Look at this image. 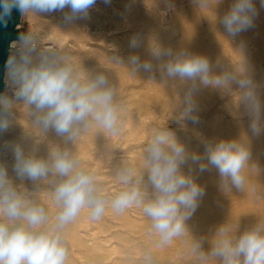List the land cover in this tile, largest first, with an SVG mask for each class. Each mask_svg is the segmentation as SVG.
<instances>
[{"label": "clouds", "instance_id": "obj_1", "mask_svg": "<svg viewBox=\"0 0 264 264\" xmlns=\"http://www.w3.org/2000/svg\"><path fill=\"white\" fill-rule=\"evenodd\" d=\"M95 3L96 0H0L3 9L0 18L10 16L13 8L29 17L59 11L70 24L87 18ZM207 3L208 0H201L202 7ZM260 3L264 7V0ZM257 15L254 0H233L219 22L228 36L235 38L253 26ZM39 44L38 33L29 31L20 37L18 55L9 57L7 69L15 100L0 95V133L10 127L9 117L16 101H22L44 131L54 130L74 144L93 127L112 136L121 134L117 88L108 77L103 72L87 73L71 56L52 46L39 48ZM130 47H137L135 37ZM152 56L170 58L161 65L168 77L192 82V89L184 98L186 107L181 118L198 120L194 99L197 83L219 90H231L235 84L251 117V131L257 135L262 131L261 100L244 61L232 71L214 72L207 57L187 51L173 52L154 46ZM128 63L132 73L140 69L151 71L153 67L149 61L142 62L138 55L129 57ZM12 151L16 176L50 183L48 191L57 211L50 218L45 204L19 191L7 167L0 164V264H66V226L85 209L93 219H99L108 206L116 212L132 206L141 208L159 244L168 245L177 238H185L194 264H264V220L239 235L231 223L219 225L209 238L208 250L203 247L204 238L192 235L186 224L205 194L195 178L183 172L182 166L188 160L199 164L201 172L208 165L216 168L225 188L234 187L261 199L262 194L246 174L250 151L244 142L220 140L206 144L204 163L199 154L189 153L171 130L154 129L144 147L142 171L123 162L114 176L121 187L112 194L101 187L96 173L75 152L54 147L44 159L26 155L20 144L13 145ZM143 171L147 172L151 193L143 182ZM142 261L154 264L151 249L144 252Z\"/></svg>", "mask_w": 264, "mask_h": 264}, {"label": "rangeland", "instance_id": "obj_2", "mask_svg": "<svg viewBox=\"0 0 264 264\" xmlns=\"http://www.w3.org/2000/svg\"><path fill=\"white\" fill-rule=\"evenodd\" d=\"M142 1L143 0H124V1L123 0H110V2L106 3L105 0H96V3L93 5V7L89 11V15L87 16V18L82 19L84 24L79 27V30L81 32V40L83 43H77L76 38L73 37L71 33V29H70L74 27V24L66 23L64 21V18L59 13V11L52 12V13H46L42 15L37 14L34 17H29V16L22 14L21 22L19 23L17 28L20 31V37L22 35L27 34L29 31H32V30L36 31L40 37V44L38 45L39 48H43L47 46H52L54 48H57L64 54L71 56L73 60L76 61V63L80 66V68L83 71L87 73H91V74L103 72L108 77V79H109V75L107 72H113V73L115 72L116 74H118L119 71L123 70L121 68L122 63L127 64L129 61V57L133 55H138L142 62L147 58L146 54L142 58V55L137 53V48L139 46L135 48L130 47V41L132 40L133 37L136 38L137 43H139L140 46L141 45L146 46L147 52L149 54L148 55L149 59L153 58L152 48L154 46H160L161 48L165 50L170 49L173 52H178V50L179 51L183 50V51L192 53L194 55L196 54V55L205 56L208 59L213 58L217 61V64L218 62L222 63L221 61L223 58H226V59L233 58L231 54V50H233V48L231 46L239 43L241 39L245 40L246 41L244 45L245 48L242 49L244 50L242 54L245 57L244 60H245L246 67L249 68L250 74L254 82L257 85V94L262 104L261 124L262 123L264 124L263 122L264 120V62H263L264 61L263 59L264 58V7L261 6L260 0H254L255 6L258 11V15L254 18L253 26L247 31L236 36L234 39L230 36H226L228 34L225 32L223 25L220 22H218L222 18L223 14L229 9L233 0L231 1L229 0V2L225 0H222V1L221 0H208L206 7L201 6V0H156V1L155 0H144L143 2ZM146 1L149 2V4L148 2L146 3L147 6L145 4ZM126 4L127 5L135 4L136 6H138L139 13L137 14V18L138 20H140L139 18H141L140 21L147 22L148 30L146 33L143 31L142 32L139 31L140 33L135 32L131 34V32H129L125 28L122 29L123 32L122 30H119V31L115 29L110 30V27H108V25L112 24L113 21H117L121 23L126 21L125 20V15H127L125 14L126 6H127ZM179 4H181L180 7H179ZM152 6H153V9H151ZM149 7L151 10H149ZM223 7L225 9H223ZM155 9H157L158 11ZM159 9L161 11H159ZM146 11L147 12L149 11V13H147ZM157 13L158 14L161 13V15L165 18V20H167L166 22L168 23H166V25L161 24ZM57 14L58 15L60 14V15L57 16ZM156 15L158 16V18ZM188 20H190L189 23L191 24L188 23ZM185 21L188 23V26L191 27V29L190 30L188 29V30L191 31L193 34V37H192V40L194 42L193 46L194 47L199 46V47L196 49H190L189 47H180L177 51H174L172 48L175 47L176 44L181 43L183 41L185 37L184 35L189 34V31L184 29V27L187 26L186 25L187 23L185 24ZM52 25L53 27L59 25L61 28L64 29L65 41H63L59 47H55L54 44L52 43L53 41L49 42L50 41L49 39L53 40V38L51 37L53 36L51 33V29L53 28ZM88 27L89 28L93 27V28H91L90 29L91 31H90ZM203 28L204 30H202ZM99 29L102 31H100ZM163 29L164 30L166 29V31H164ZM142 30H145V28H142ZM168 31H169V34H168ZM104 33H106V35ZM162 33H164L163 34L164 36L166 35L165 38L162 37L163 36ZM101 34L103 36H100ZM206 34L208 36H205ZM20 37L18 40H15L12 42L9 57L13 55H18L20 51ZM161 39L163 40V42H160ZM67 42L68 44H66ZM160 43H163V45L161 46ZM71 47L72 48L74 47V48L72 49ZM65 48L66 49L68 48V49L65 50ZM74 50L76 53H74ZM225 56H228V57H225ZM9 57H8V60H9ZM86 58H88L91 61H89ZM168 59L170 58L166 56L161 57L158 62L161 61L160 63L162 65ZM77 60L78 61L85 60L86 62L81 61L79 63ZM234 63L236 62L233 61L232 64L236 65ZM128 66L130 67L129 64ZM155 68L156 67L154 66L152 67L151 71H148L149 76L151 80H154L158 83L163 84L165 82L163 84L165 88L164 89L162 88L163 91H165L163 96L154 95V93L151 92L152 88L146 86V84H144L142 81H138L136 78V72L132 73L130 69H129L130 79L127 81V83L123 84L122 86L116 85L117 83H114L111 79H109V81L117 88V93H118L117 99L120 104L121 120L123 123V131L121 134L116 135V136H112L109 134L110 135L109 136L108 133L102 132L101 130H98V129L96 132H94L92 128L88 129L87 131L83 133V135L85 136L86 142L93 141L94 139H99L100 143H99V146L97 147V151L95 150L96 146L90 147L92 151L91 157L84 158L81 155L80 156L78 155V156L81 158L82 163L84 162L83 164L87 168L93 170L96 173L98 180L100 182V185L102 184L101 187L109 194L115 193L121 187L119 183L116 181L114 176H115L116 169L120 167L123 162L129 163L132 166H134L137 170L142 171V168H143V158L142 157L144 156V147L146 146L148 140L150 139L154 129L162 127V128H167L171 130L180 142L185 141V140L189 141L193 150L197 151V153L201 157L202 155H204V153H206L205 151L206 144L216 143L220 141V139H222L219 137H221L220 135H223V132L221 134V131L219 130V128L215 129L214 126L212 127V124L214 122L221 120L223 124L222 128L229 129L234 134L235 139H238L240 137V135H236L237 130L239 131V133H241L242 132L241 130H244V128L249 127L250 129L251 117L249 116L244 104L242 102L238 104V101H240L238 100L239 97L237 98V96L239 95V90L236 85L235 87L234 85H232L231 90H224L222 92L224 94L223 95L222 93L218 92V89H213L210 87L202 88V86L197 83V88L194 92V99L197 102V109H196L195 115L198 116V120L193 123L191 119L181 118V113L184 111V108L186 107L184 103V98L187 94L186 92H189L192 89V82L191 81H181L178 78H170L166 75V73L162 69L160 72H156ZM7 74H8V69L6 65L5 76H4L5 86H4V90L1 95H7L15 99L13 95L14 89L11 85L9 75ZM236 93L238 94L236 95ZM147 97L152 99V102L149 105L146 101ZM22 103H23L22 101H16V105H15L16 109L15 108L12 109L11 115L9 117L12 122L11 123L12 126H10L9 128L12 131L7 129L3 133H0V157L4 158L8 162L10 161L8 164L5 160L0 158V161H1L0 164H3L7 167L9 176L13 178V180H15L14 183L17 186L19 191H22L28 194V188L30 186H37V185L41 186V184L42 186H44V188H48L50 190L52 185L48 182H44V181L33 182L31 180L29 181V179L27 178H24L25 180L24 179L19 180V178H17L16 176V173L12 169L15 163V158H14V154L12 151L13 145L21 143L20 145L23 147L25 154L27 155L31 154L30 151L26 150V144L22 143L19 137L16 139L17 127L15 125H17V123L22 121L23 119L25 120L30 119L29 113L26 112L27 111L26 107ZM17 112L21 113L22 115L18 114ZM26 116H27V119H26ZM39 128L43 130L41 127ZM228 132L229 131H226V135L228 134ZM57 136L64 141L66 146L68 147L75 146L74 143L67 141L65 137H61L59 135ZM207 136H211V137L206 138ZM252 137H253V134H252ZM259 137L262 139L261 141H258L260 140ZM259 137L256 136L253 138V140L256 138L255 141L257 140L258 143L262 142L260 145H263L261 147L264 148V144H263L264 136L260 134ZM10 140H12L13 142L10 143ZM38 141L39 139L34 141V143L37 145V149L40 150V152H43L44 159L48 158L52 150L51 145L49 144V140L45 138L43 140L44 141L43 144L38 143ZM41 146H42V149H41ZM255 155L256 154L253 152L251 153L250 157L255 158ZM7 159H10V160H7ZM182 170L184 171L185 174H189L193 177H194V174L196 175L198 174L197 176L199 177H202L204 175V171L201 172L199 169V164H194L191 160H188L182 166ZM259 171H261L262 173L264 169L263 170L259 169ZM12 176H15V179ZM143 182L145 186L147 187L149 193H151L152 191L151 186L150 184H147L148 181H147L146 171H143ZM27 184L28 186L30 184V186L28 187ZM24 188L27 189V191ZM261 198H263V196H261ZM201 200L202 199L200 198L199 201ZM42 202L45 204V206H47L46 208L49 210L50 218L54 216V214H56L57 208L52 201L51 195H50V199H47ZM212 204L216 205L217 203L213 202ZM204 208L205 207H203L202 205L200 206V204L198 203V207L195 209L194 214L191 216V218L188 221H186L188 228L196 224L197 218L195 214L196 212L198 214L202 213L201 210H204ZM252 209L253 208L247 209L248 210L247 218H249L248 221L249 220L253 221V219H255V217L258 214L255 211V209L254 210ZM125 211L116 212L110 206H108L104 214L99 219H93L90 216V214H88L89 212L86 209L85 211L82 210L80 214L75 218L74 222L77 224L76 228H74L73 226L69 224L66 226L64 230V236H65L67 247H68V255L70 254L67 258L66 264H99V263L100 264H143L142 257H143L144 252L147 251L148 249H151L153 253L154 264H160V263L161 264H166V263L167 264H181V263L182 264H193L194 263L193 257L189 251L188 245L184 244L185 238H177L173 240L170 244L161 246L159 244L158 236L150 232V221L143 214L141 208L132 206V207L127 208ZM84 214H87L86 215L87 223H85V225H83L82 223V216ZM247 226L248 228H250L253 225L252 224L251 225L239 224L237 225V227L239 228L235 227L236 232L238 231L240 232L241 230L240 233H242L243 231L248 229V228H245ZM197 231L198 232L190 231V233L193 234L195 237H199L201 235V231L200 230H197ZM72 236H74L73 239H71ZM77 237H79V239H81L82 241L79 240ZM76 246H78L79 249ZM203 246L205 250L208 249V247H205V245ZM159 247L162 249H159ZM159 253H161V255H159ZM168 253L169 255L166 256V254ZM156 255H159V256H156ZM96 256H98V258H96ZM164 256L166 257L164 258ZM90 257H92V259ZM167 259L168 260L170 259L169 262Z\"/></svg>", "mask_w": 264, "mask_h": 264}, {"label": "bare ground", "instance_id": "obj_3", "mask_svg": "<svg viewBox=\"0 0 264 264\" xmlns=\"http://www.w3.org/2000/svg\"><path fill=\"white\" fill-rule=\"evenodd\" d=\"M124 1V0H123ZM144 1V0H143ZM142 1V2H143ZM156 1V0H155ZM222 1V0H221ZM225 1H228L229 0H225ZM231 1V0H230ZM129 2V1H128ZM148 1L145 2V4L147 3ZM164 2V1H162ZM152 3V2H151ZM166 3V2H165ZM169 3V2H168ZM193 3V2H191ZM119 4V3H118ZM125 4V3H124ZM149 4V2H148ZM154 4V3H153ZM157 4V2H156ZM162 4V3H161ZM172 4V3H171ZM176 4V3H175ZM184 4V3H183ZM222 4V3H220ZM224 4V3H223ZM227 4V3H225ZM127 5V4H126ZM159 5V4H158ZM165 5V4H164ZM209 5V4H208ZM143 6V5H142ZM147 6V4H146ZM157 6V5H155ZM181 6V4H179V7ZM220 6V5H219ZM224 6V5H223ZM95 7V6H94ZM140 7V6H139ZM162 7V6H161ZM164 7V6H163ZM229 7V6H228ZM148 8V7H147ZM192 8V7H191ZM261 8V7H260ZM120 9V8H119ZM123 9V8H122ZM143 9V8H142ZM141 9V10H142ZM153 9V6L152 8ZM150 7H149V10H151ZM183 9V8H182ZM222 9V8H221ZM223 9H225L223 7ZM121 10V9H120ZM148 10V9H147ZM157 10V9H155ZM178 10V9H177ZM65 11H67V9H65ZM158 11V10H157ZM159 11H161L159 9ZM163 11V10H162ZM215 11V10H214ZM223 11V10H222ZM110 12V11H108ZM113 12V11H112ZM147 12V11H146ZM177 12V11H176ZM199 12V11H198ZM212 12V11H211ZM61 14V16L64 18V13L62 12H59ZM117 13V12H116ZM139 13V8L138 6H136L135 4H130V5H127L126 6V10H125V20L124 22H117V21H113L112 24L108 25V27H110V30L111 29H115V30H122V29H127L129 32H131V34L137 32V33H140L139 31H143V32H147L148 30V25H147V22L145 21H140L141 18H139L140 20H138L137 18V14ZM149 13V11L147 12ZM175 13V12H174ZM217 13V11H216ZM261 13V12H260ZM59 14V15H60ZM141 14V12H140ZM145 14V13H144ZM158 14V13H157ZM187 14V13H186ZM185 14V15H186ZM191 14V12H190ZM219 14V13H218ZM217 14V16H218ZM42 15V14H41ZM57 14V16H59ZM114 15V14H113ZM146 15V14H145ZM178 15V14H176ZM224 15V14H223ZM142 16V15H141ZM155 16V15H154ZM157 16V15H156ZM159 16V19H160V22L162 25H166V22L167 20H165V18L161 15V13L158 14ZM157 16V18H158ZM188 16V15H187ZM193 16V15H192ZM209 16V15H208ZM54 17V16H53ZM140 17V16H139ZM173 17V16H172ZM42 18V17H41ZM51 18V17H50ZM144 18V17H143ZM175 18V17H174ZM182 18V17H181ZM196 18V17H195ZM49 19V18H48ZM158 19V20H159ZM212 19V18H211ZM52 20V19H51ZM56 20V19H54ZM124 20V19H123ZM148 20V19H147ZM182 20V19H181ZM184 20V18H183ZM122 21V20H121ZM190 20H188V23H189ZM46 22V21H45ZM50 22V21H49ZM48 22V24H49ZM151 22V21H150ZM219 22V21H218ZM51 23V22H50ZM74 24V27L70 28L71 29V33L73 35V37L76 38V41L77 43H83L82 40H81V32L79 30V27L81 25L84 24V22L82 21V19H77L75 21L72 22ZM157 23V22H155ZM187 22L185 21V24ZM188 23L186 24L187 26L184 27L185 30L189 31L191 29L190 26H188ZM160 24V23H159ZM183 24V22H182ZM191 24V23H189ZM198 24V23H197ZM215 24V23H214ZM72 25V24H71ZM203 25V24H202ZM259 25V24H258ZM65 26V25H64ZM73 26V25H72ZM107 26V25H106ZM150 26V25H149ZM171 26V25H170ZM53 27V25H52ZM70 27V26H69ZM157 27V26H156ZM161 27V26H160ZM164 27V26H163ZM167 27V26H165ZM214 27V26H213ZM217 27V26H216ZM215 27V28H216ZM89 28V27H88ZM93 28V27H91ZM89 28V30L91 29ZM98 28V26H97ZM142 28H145V30H142ZM159 28V27H158ZM162 28V27H161ZM179 28V27H178ZM177 28V29H178ZM212 28V27H211ZM176 29V30H177ZM189 29V30H188ZM47 30V29H46ZM69 30V29H67ZM88 30V29H87ZM95 30V29H94ZM100 30V29H99ZM161 30V29H160ZM159 30V31H160ZM164 30V29H163ZM204 30V28L202 29ZM211 30V29H210ZM209 30V31H210ZM258 30V29H257ZM91 31V30H90ZM102 31V30H100ZM126 31V30H125ZM158 31V30H157ZM166 31V29L164 30ZM200 31V30H199ZM48 32V31H47ZM94 32V31H93ZM123 32V30H122ZM121 32V33H122ZM149 32V31H148ZM176 32V31H175ZM198 32V31H197ZM213 32V31H212ZM51 33L53 36H51L53 38V40L49 39L50 41L49 42H52L54 44L55 47H59L60 44L65 41V35H64V29L61 28L59 25L53 27L51 29ZM50 33V34H51ZM98 33V32H97ZM96 33V35H97ZM102 33V32H101ZM153 33V32H151ZM94 34V33H93ZM106 35V33H104ZM127 34V33H126ZM160 34V33H159ZM164 33H162L163 35ZM168 34H169V31H168ZM181 34V33H180ZM197 34V33H196ZM208 34V33H207ZM205 35V36H208V35ZM49 35V34H48ZM90 35V34H89ZM112 35V34H111ZM120 35V34H119ZM123 35V34H122ZM202 35V34H201ZM248 35V34H247ZM261 35V34H260ZM91 36V35H90ZM99 36V35H98ZM100 36H103L102 34ZM114 36V35H113ZM166 36V35H165ZM165 36L163 35L162 37L165 38ZM184 39L181 43H178L175 45V47H173L172 49L174 51H177L180 47H189L190 49H196L198 47H194V42L192 40V37H193V34L191 31H189V34H186L184 35ZM215 36V35H214ZM213 36V37H214ZM228 36V35H226ZM50 37V38H51ZM64 38V39H63ZM122 38V36H121ZM162 38V39H163ZM196 38V36H195ZM160 40V42H163V40ZM215 39V38H214ZM234 39V38H233ZM70 40V39H69ZM74 40V39H73ZM116 40V39H115ZM239 40V39H238ZM68 41V40H67ZM75 42V41H74ZM148 42V41H147ZM153 42V41H152ZM236 42V41H234ZM72 43V42H71ZM246 41L245 40H240L239 43H237L236 45H232L231 47L233 48V50H231V54H232V57L231 59L229 58H223L222 59V63L218 62L217 64V61L213 58L209 59L211 65H212V68H213V71L214 72H221V71H232L238 67L241 66V61H244L245 63V57L243 56L242 52L244 50H242L245 45ZM68 44V42L66 43ZM92 44V43H91ZM214 44V43H213ZM216 44V43H215ZM261 44V43H260ZM50 45V44H49ZM65 45V44H64ZM90 45V44H89ZM160 45L162 46L163 43H160ZM170 45V44H169ZM222 45V44H221ZM63 46V45H62ZM137 46H139L137 48V53H139L140 55H142V58L144 57V55L146 54L147 55V58L144 60V61H149L151 62L152 66L156 67L155 68V71L156 72H160L161 71V61H159V59H156V58H151L149 59L148 57V52H147V49H146V46L144 45H141L139 43H137ZM202 46V45H201ZM72 48V47H71ZM74 48V47H73ZM72 48V49H73ZM97 48V47H96ZM99 48V46H98ZM166 48V47H165ZM175 48V49H174ZM201 48V47H200ZM63 49V48H62ZM68 49V48H67ZM65 48V50H67ZM119 49V48H118ZM220 49V48H219ZM101 50V49H100ZM250 50V49H249ZM86 51V50H85ZM88 51V50H87ZM91 51V50H90ZM96 51V50H95ZM102 51V50H101ZM179 51V50H178ZM210 52V51H209ZM251 52V51H250ZM258 52V51H257ZM262 52V51H261ZM70 53V52H69ZM73 53V52H72ZM74 53L75 50H74ZM81 53V52H80ZM89 53V52H88ZM197 53V52H196ZM224 53V52H223ZM230 53V52H229ZM87 54V53H85ZM91 54V52H90ZM198 54V53H197ZM247 54V52H246ZM255 54V53H254ZM72 55V54H71ZM75 55V54H73ZM78 55V54H77ZM82 55V54H81ZM80 55V56H81ZM84 55V54H83ZM196 55V54H195ZM252 55V54H251ZM97 56V55H96ZM95 56V57H96ZM79 57V56H77ZM225 57H228V56H225ZM97 58V57H96ZM260 58V57H259ZM78 59V58H77ZM88 59V58H86ZM90 59V57H89ZM88 59V60H89ZM93 59V58H92ZM248 59V58H247ZM264 59V58H263ZM79 60V59H78ZM77 60V61H78ZM256 60V59H255ZM75 61V60H74ZM82 60L78 61L79 63L81 62ZM85 61V60H84ZM82 61V62H84ZM91 61V60H89ZM165 61V60H164ZM236 64V65H233L232 63ZM258 61V60H257ZM76 62V61H75ZM86 62V61H85ZM249 62V61H247ZM264 62V61H263ZM82 64V63H81ZM91 64V63H90ZM129 63L127 64H124L122 63V69L121 71H119L118 74H116L115 72H107L108 75H109V79H111L114 83H117L116 85H123L125 83H127V81L130 79V74H129V69L130 67L128 66ZM246 66V64H245ZM95 67V66H94ZM217 70V71H216ZM98 71V70H97ZM113 73V74H112ZM8 75V74H7ZM5 76V75H4ZM136 78L138 81H142L144 84H146V86L152 88V91L154 93V95L156 96H163L165 91H163V89L165 88L163 86V84L165 83H158L154 80H151L150 79V76H149V72L148 71H144L143 69H140L136 72ZM259 78V77H258ZM7 79V78H6ZM5 79V80H6ZM157 79V78H156ZM179 82V81H177ZM8 84V83H7ZM234 87H235V84H233ZM237 86V85H236ZM233 87V88H234ZM163 88V89H162ZM172 88V87H171ZM170 88V89H171ZM201 88V87H200ZM203 88V86H202ZM205 88V87H204ZM167 89V88H166ZM235 90V89H234ZM176 91V90H175ZM178 91V90H177ZM224 90H219L218 89V92L219 93H222ZM230 92V91H229ZM188 93V92H186ZM198 93V92H197ZM223 94V93H222ZM238 93H236L237 95ZM224 95V94H223ZM173 96V95H172ZM228 96V95H227ZM262 96V95H261ZM239 97V95L237 96V98ZM212 98V97H211ZM228 99V98H227ZM230 99V98H229ZM15 100V99H14ZM233 100V99H232ZM240 100V99H238ZM147 103L148 105L152 102V99L151 98H148L147 97ZM241 101H238V104L240 103ZM19 104V103H18ZM17 104V105H18ZM23 104V103H22ZM24 105V104H23ZM21 106V104H20ZM25 106V105H24ZM18 107V106H17ZM15 108V107H14ZM20 108V107H19ZM238 108V107H237ZM16 109V108H15ZM26 112L29 113L28 109L26 108ZM233 110V109H232ZM17 111V110H16ZM19 111V110H18ZM237 111V110H236ZM25 112V111H24ZM243 112V111H242ZM18 113V112H17ZM23 113V112H22ZM124 113V112H123ZM20 115H22L21 113H18ZM156 114V113H155ZM25 115V114H24ZM27 115V114H26ZM246 115V114H245ZM30 119L29 120H25L23 119L22 121L18 122L17 125H15L17 127V131H16V139L19 137L20 141H22V143L26 144V150L27 151H30L31 154L39 157V158H43L44 157V154L43 152H40V150L37 149V145L34 143L35 140H38V143H42L43 144V140L45 138H47L49 140V144L51 145V148L53 149L54 147H60L61 149H67L69 151H72V152H75L77 155H81L82 157L84 158H89L92 156V151L90 149L91 146H96L95 147V150L97 151V147L99 146V143H100V140L99 139H94L93 141H90V142H86L85 140V136L82 134L81 137L75 142V146L74 147H68L66 146V144L64 143V141L59 138L56 134V132L54 130H51L49 129L48 132L44 131V130H41L35 122H34V118L32 116H30ZM23 118V117H22ZM21 118V119H22ZM234 118V117H233ZM10 119V118H9ZM20 119V118H19ZM26 119H27V116H26ZM240 119V118H239ZM262 119V118H261ZM224 121V120H223ZM236 121V120H235ZM245 121V120H244ZM229 122V121H228ZM231 122V121H230ZM243 122V121H242ZM264 122V120H263ZM12 123V122H11ZM194 123V122H193ZM244 123V122H243ZM246 123V122H245ZM205 125V124H204ZM222 122L221 120H218L216 122H214L212 124V127L214 126L215 129L216 128H219V130L221 131V134L223 132V135H220L221 137L219 138H222L220 140H239L241 142H244L246 144V146L249 148V151H250V156H251V153H255V158L253 157H250L248 162H247V169H246V174L248 175L249 177V181L250 183H253L257 186V189L259 190V192L262 194L263 198L257 200L255 199L254 197L252 196H249L247 195L246 193L244 192H240L238 190H236L234 187H229V188H225L223 185H222V182H221V178L218 174V171L216 168H214L213 166L211 165H208L207 169L204 171V175L202 177H199L197 176L196 174H194V178L196 180V182L198 184H200L204 189H205V194L203 195V198H201L202 200L199 201V204L200 206L202 205L204 208V210H201L202 213L198 214L196 212L195 216L197 218V222L195 225L191 226L189 228V230L191 232H198L197 230H200L201 231V235L199 237H203L205 242L203 245H205V247H208V249L210 248V243H209V238L213 235V233L215 232L216 228L221 225V224H224V223H231L233 225V227H237V225L241 224H246V225H254L258 222H260L261 220H264V174L263 172L261 173V171H259V169H264V148L261 147L263 145H260L261 143H258L257 140L255 141V139L253 140L254 137L258 136L261 134L264 136V124L262 123L261 124V128H262V131L257 135V134H253V132L251 131V128L249 129L248 128H244V130H241L242 132L239 133V131L237 130L236 131V135H240V137L238 139H235V136L234 134L229 130V129H224L222 128ZM228 125V124H227ZM230 125V124H229ZM12 126V124L10 125ZM243 126V125H242ZM9 130H11L10 128H8ZM91 129V128H90ZM94 132L97 131V128L93 127L92 128ZM99 130V129H98ZM127 130V129H126ZM139 130V129H138ZM12 131V130H11ZM226 131H229L228 134L226 135ZM8 133V132H6ZM13 133V132H11ZM196 133V132H195ZM216 133V132H215ZM15 134V133H14ZM210 134V133H209ZM212 134V133H211ZM219 134V133H218ZM252 134H253V137H252ZM109 135V134H108ZM15 136V135H13ZM110 136V135H109ZM214 136V135H213ZM211 136H207L206 138H209ZM14 138V137H13ZM99 138V137H98ZM213 138V137H212ZM262 138V136H261ZM259 137L260 140L258 141H261V139ZM8 139V138H7ZM5 140V139H4ZM9 140V139H8ZM13 140V139H12ZM12 140H10V143L13 142ZM16 141V140H15ZM111 142V141H110ZM9 143V142H8ZM46 143V142H45ZM182 143L186 146V149L188 150L189 153H197V151L193 150L191 144L189 143V141L185 140V141H182ZM7 144V143H6ZM21 144V143H20ZM264 144V143H263ZM9 145V144H8ZM11 145V144H10ZM112 145V144H111ZM25 148V147H24ZM47 148V146H46ZM49 148V147H48ZM201 148V147H200ZM41 149H42V146H41ZM8 150V149H7ZM48 151V150H47ZM7 152V151H6ZM4 153V152H3ZM49 154V153H48ZM104 154V153H103ZM198 154V153H197ZM13 155V154H12ZM27 155V154H26ZM47 155V154H46ZM5 156V155H4ZM8 156V155H7ZM6 156V157H7ZM10 156V155H9ZM48 156V155H47ZM109 156V155H108ZM253 156V155H252ZM1 158V157H0ZM143 158V157H142ZM3 160H5L4 158H1ZM47 159V158H46ZM7 160H10V159H7ZM132 160V159H131ZM6 161V160H5ZM4 161V162H5ZM1 162V161H0ZM3 162V161H2ZM8 164L9 162L6 161ZM201 162H204L206 163V153H204V155H202L201 157ZM84 163V162H83ZM7 165V164H6ZM190 165V164H189ZM13 166V165H12ZM185 168V167H184ZM11 169V168H10ZM13 169V168H12ZM193 169V168H192ZM11 171V170H10ZM184 172V171H183ZM199 173V171H198ZM191 174V173H190ZM193 174V173H192ZM201 174V173H200ZM14 175V174H13ZM99 176V175H98ZM14 177L15 179V176H12ZM18 178V177H17ZM13 179V178H12ZM20 180V178H19ZM25 180V179H24ZM15 181V180H13ZM18 181V180H16ZM30 181V180H29ZM18 183V182H16ZM22 183V182H21ZM28 183V182H27ZM41 184V183H40ZM148 184V183H147ZM26 186V185H25ZM28 186V184H27ZM30 186V184H29ZM28 186V187H29ZM102 186V184H101ZM25 189V188H24ZM27 191V189H25ZM49 189L48 188H44V186H30L28 188V195L31 197V198H36L38 199L39 201H45L47 199H50V194H49ZM217 203L216 205H213L212 203ZM212 205H211V204ZM52 206V205H51ZM47 207V206H46ZM50 208V207H48ZM249 208H253L252 210L255 209V211L258 213L257 216L255 217V219H253V221H248L249 218H247V209ZM52 209V208H51ZM50 209V210H51ZM259 209V211H258ZM85 211V210H84ZM129 211V210H128ZM52 212V211H51ZM126 212V211H125ZM200 212V211H199ZM255 213V212H254ZM53 214V213H52ZM51 214V216H52ZM89 214V213H88ZM55 215V214H54ZM87 214H84L82 216V223L83 225H85V223H87V217H86ZM126 215V214H125ZM128 218V217H127ZM131 218V217H130ZM79 219V218H78ZM75 221V220H74ZM72 222L70 223L71 226H73L74 228H76V223L75 222ZM106 223V222H105ZM102 224V223H101ZM129 224V222H128ZM133 225V224H131ZM188 226V225H187ZM243 227V226H242ZM250 227V226H249ZM239 228V227H237ZM241 228V227H240ZM245 228H248L245 227ZM144 229V228H143ZM96 230V229H95ZM139 230V229H138ZM133 231V230H132ZM243 231V230H242ZM81 232V231H79ZM241 232V230H240ZM240 232H236L237 235L240 234ZM142 233V232H141ZM80 234V233H78ZM76 234V235H78ZM129 234V233H128ZM197 234V233H196ZM71 235V234H70ZM193 235V234H192ZM80 236V235H79ZM74 236L71 237V239H73ZM81 237V236H80ZM155 237V236H154ZM79 239V237H77ZM132 239V238H131ZM130 239V240H131ZM81 240V239H79ZM68 241V240H67ZM82 241V240H81ZM185 241V240H184ZM184 243V242H183ZM82 244V243H81ZM149 244V243H148ZM186 244V243H184ZM207 244V245H206ZM173 245V244H172ZM79 246V245H78ZM76 246V247H78ZM177 246V245H176ZM187 246V245H186ZM80 247V246H79ZM78 247V249H79ZM83 247V246H82ZM129 247V246H128ZM204 247V246H203ZM154 248V247H153ZM179 248V247H178ZM159 249H162L159 247ZM205 249V248H204ZM207 249V250H208ZM77 250V249H76ZM181 250V249H180ZM142 251V250H141ZM164 251V250H163ZM188 251V250H187ZM76 253V252H75ZM81 253V252H80ZM136 253V252H135ZM176 253V252H175ZM186 253V252H185ZM111 254V253H110ZM137 254V253H136ZM139 254V253H138ZM163 254V253H162ZM174 254V252H173ZM70 255V254H69ZM68 255V256H69ZM80 255V254H79ZM99 255V254H98ZM159 255H161V253H159ZM159 255H156V256H159ZM165 255V254H164ZM169 255L166 254V256ZM93 256V255H91ZM102 256V255H101ZM104 256V255H103ZM124 256V255H123ZM164 256V258L166 257ZM180 256V255H179ZM100 257V256H99ZM106 257V256H105ZM92 259V257H90ZM96 258H98V256H96ZM109 258V257H108ZM159 258V257H158ZM161 258V257H160ZM170 258V257H169ZM95 259V258H94ZM104 259V258H103ZM159 260V259H158ZM161 260V259H160ZM168 260V259H167ZM170 260V259H169ZM168 260V262H169ZM71 261V259H70ZM90 261V260H89ZM99 261V260H98ZM95 262V261H94ZM120 262V261H119ZM70 263V262H69ZM91 263V262H90ZM98 263V262H97ZM102 263V262H101ZM121 263V262H120ZM193 263V262H192ZM100 264V263H99ZM161 264V263H160ZM167 264V263H166ZM182 264V263H181ZM194 264V263H193Z\"/></svg>", "mask_w": 264, "mask_h": 264}, {"label": "water", "instance_id": "obj_4", "mask_svg": "<svg viewBox=\"0 0 264 264\" xmlns=\"http://www.w3.org/2000/svg\"><path fill=\"white\" fill-rule=\"evenodd\" d=\"M0 12H3L2 7H0ZM21 18L22 13L16 8L11 10L10 16L0 18V95L5 86L4 75L11 44L20 37V31L17 26L21 22Z\"/></svg>", "mask_w": 264, "mask_h": 264}]
</instances>
